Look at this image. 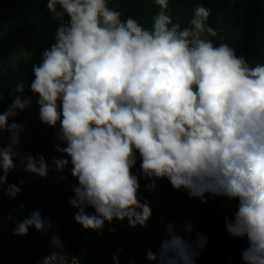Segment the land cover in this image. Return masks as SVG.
I'll return each mask as SVG.
<instances>
[{"label":"clouds","instance_id":"9594fccd","mask_svg":"<svg viewBox=\"0 0 264 264\" xmlns=\"http://www.w3.org/2000/svg\"><path fill=\"white\" fill-rule=\"evenodd\" d=\"M155 3L160 11L146 29L131 17L122 20L109 0H47L60 23L55 43L33 66L30 90L38 96L40 121L59 124L55 135L66 145L55 146L67 158L53 157L54 170L71 165L78 180L68 200L77 210L74 220L98 233L114 220L147 227L153 210L149 201L141 202L139 176L152 181L149 190L167 179L202 203L209 193L237 200L225 228L247 239L244 264H264V64L251 66L228 44L207 38L218 36L208 24L211 9L197 6L189 26L181 28L168 13L169 0ZM24 91L18 82L15 92ZM29 106L30 98L16 95L0 113V191L17 160L24 171L48 176L43 155L18 150L24 127L10 121ZM137 154L140 171L134 174ZM20 192L7 184L9 198ZM32 227L47 236L53 225L37 209L16 224L14 234L26 236ZM182 227L190 235L194 225ZM165 232L158 254L146 253L149 261L194 264L207 244L202 234L186 240L171 223ZM50 243L53 251L39 264H80L55 232Z\"/></svg>","mask_w":264,"mask_h":264},{"label":"trees","instance_id":"16d2710c","mask_svg":"<svg viewBox=\"0 0 264 264\" xmlns=\"http://www.w3.org/2000/svg\"><path fill=\"white\" fill-rule=\"evenodd\" d=\"M200 5L211 9L208 24L218 31V36L207 38L214 45L228 44L251 66L264 64V0H169L168 13L173 23H180L184 28L189 26L196 7ZM108 6L120 11L122 20L131 17L146 29H151L153 18L160 11L155 0H109ZM63 19L66 21L68 18L65 16ZM59 23L47 9V0H0V92L4 96L0 113L7 110L16 95L31 99V106L10 118L12 120L21 119L37 105L38 96L30 90L35 78L33 66L41 62L42 52L55 43ZM21 81L25 91L18 94L15 88ZM58 128L59 124L52 128L40 119L33 122L18 150L25 155L45 157L49 173L43 179L58 176L73 187L78 185V180L71 176V165L59 172L54 170L52 163L53 157L67 158L55 150L58 144L66 146L56 138ZM139 171L140 158L137 154L133 173ZM33 176L36 175L29 176L13 170L7 177L3 191H0V264H30L41 259L53 250L50 243L52 233L55 232L62 240L67 229L74 225L77 235L67 240L66 245L69 251L79 255L80 264H116L113 257L119 238L126 244L127 252L141 254L144 248L149 247L158 254L161 242L167 239L165 227L173 224L180 215L183 199L190 197L184 190L174 189L167 179L157 180L155 190H149L145 186L152 181L140 175L141 202L149 201L153 210L147 227L132 228L127 220H114L109 226L115 231L109 240H105L104 232L85 230L75 222L77 210L65 202L66 197L62 192L42 187L40 180H35ZM21 180L25 183L21 184ZM7 184H15L21 189L14 199L7 195ZM205 198L207 208H220L219 196L209 193ZM21 204L24 205L22 210ZM37 209L52 222L53 227L48 230V235H42L34 227L29 229L26 236L15 235L16 224ZM89 214H95L94 209ZM197 234L205 236L207 244L194 264H244L241 250L247 247L246 238L230 236L225 225L208 218L200 226L194 227L190 235H180L195 242ZM117 258L119 264H131L126 259ZM141 264L158 262L144 260Z\"/></svg>","mask_w":264,"mask_h":264},{"label":"built area","instance_id":"2783aa9c","mask_svg":"<svg viewBox=\"0 0 264 264\" xmlns=\"http://www.w3.org/2000/svg\"><path fill=\"white\" fill-rule=\"evenodd\" d=\"M11 120L12 119H10V121ZM38 120H39V106L37 104L32 110L27 112L26 116L16 121L17 123H20L24 127V131L21 133L20 142L23 138L27 136L26 133H27V130L30 124ZM8 142H9L8 133L4 132L2 135V143L7 144ZM14 171L17 173H22V174L32 176L31 173L24 171V169L22 168L18 160L16 161V168L14 169ZM33 178L35 180H40V185L42 187L62 192L66 197L65 199L66 203H68V200L73 196L72 186L68 183L63 182L58 176L51 177L50 179H43V178H39L38 176H33ZM219 200L221 202L220 208L214 210V209L207 208L205 206V203H202L199 198L185 197L183 199L180 215L173 222L178 234L185 233L182 226L186 222H189V221L192 222L194 227H197L203 224L205 219L207 218L214 219L217 222L225 225L224 224L225 217H228V218L234 217V214L237 210L238 201L237 200L229 201L225 197H221V196H219ZM91 209L92 208H88L86 211L89 213ZM109 228H112V227H110L109 224L105 222V226L103 229V232L106 234L105 240H109L115 231V229L112 228L114 229V231L109 232L108 231ZM75 235H77V229L74 225V226L69 227L67 231L64 233L62 242L65 245L64 251L69 256H76L79 258V255L74 254L71 251H69L66 245L67 240L71 239ZM116 243H117V246L115 250V256L122 258V259H126L131 264H141L144 260H148L146 258V253L149 250H151L149 247L144 248L141 254H136L134 252H127L126 244L121 238H119L116 241ZM42 258L30 264H39Z\"/></svg>","mask_w":264,"mask_h":264}]
</instances>
